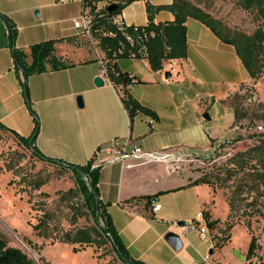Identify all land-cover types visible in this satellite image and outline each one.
<instances>
[{
  "label": "crops",
  "instance_id": "obj_1",
  "mask_svg": "<svg viewBox=\"0 0 264 264\" xmlns=\"http://www.w3.org/2000/svg\"><path fill=\"white\" fill-rule=\"evenodd\" d=\"M95 1L104 6L121 0ZM82 2L0 0V122L5 126L19 133L17 120L31 115L14 70L8 20L17 30L13 47L23 49L30 60L31 44L75 36L73 19L80 15ZM171 2L134 0L122 9L119 18L127 25H146L147 3L157 6ZM173 19L168 9H160L154 16L155 22ZM185 24L186 57L166 60L160 70H153L147 58L116 60L120 71L140 82L116 86L102 76L104 84L97 86L94 78L102 75L105 53L99 48L96 55L90 56L77 47L75 40L56 43L57 51L66 50L60 55L74 65L32 74L27 81L31 107L40 125L35 145L44 155L82 165L92 158L96 148L127 139L135 141L144 152L166 154L94 163L100 166L99 198L108 204L121 240L132 257L147 264H213L210 256L215 253V228L207 227L203 212L209 211L210 220L220 219L209 206L215 192L207 183H193L199 173L180 171L184 160L178 156L188 151L199 158L211 155L234 137L235 115L228 96L250 79L232 45L224 43L198 19L188 17ZM124 90L154 111L156 117L138 114L131 118L122 101ZM79 95L81 107L77 103ZM28 128L24 136L32 131V115ZM104 156L101 153L100 158ZM142 196H150V202ZM153 200L161 204L156 212L151 211ZM178 221L197 223L209 237L202 239L198 229L185 231ZM169 231L180 234V250H174L165 240Z\"/></svg>",
  "mask_w": 264,
  "mask_h": 264
},
{
  "label": "rangeland",
  "instance_id": "obj_2",
  "mask_svg": "<svg viewBox=\"0 0 264 264\" xmlns=\"http://www.w3.org/2000/svg\"><path fill=\"white\" fill-rule=\"evenodd\" d=\"M186 1L219 20L224 32L231 36L236 33L251 35L258 28L264 32V17L255 10L241 8L237 0ZM75 41L77 47L88 55L97 54L99 43L96 36L79 34ZM65 53V49H58V54ZM228 103L233 109L237 108L240 116L234 121V137L223 142L211 155L193 161L184 160L180 171L199 173L212 183L210 186L215 195L209 206L213 215L220 219L212 238L215 253L210 256V261L213 264H246L248 260L240 259L234 251L246 256L250 238L254 235L258 247L251 260L256 264L259 259H264V184L252 185L248 169L235 170L231 174L228 170L235 166L233 155L252 147L264 133V66L258 78H250L238 85L228 96ZM17 122L19 133L28 134L31 115H24ZM37 177L47 181L36 189L31 180ZM76 186L72 171L38 159L15 135L0 128V237L10 246L22 249L32 259V264H125L103 237L80 248L76 244L51 242L33 230L32 225L43 208L57 215L56 232L60 235L68 229L94 226L89 213L76 219L73 217L75 204L84 212L83 198L78 193L60 197L62 192ZM230 199L234 204L232 211ZM226 235L229 239L216 246L218 239L222 240Z\"/></svg>",
  "mask_w": 264,
  "mask_h": 264
},
{
  "label": "trees",
  "instance_id": "obj_3",
  "mask_svg": "<svg viewBox=\"0 0 264 264\" xmlns=\"http://www.w3.org/2000/svg\"><path fill=\"white\" fill-rule=\"evenodd\" d=\"M95 0H83L82 3L88 4ZM134 0H121L116 3V7L112 11L105 9L100 10L94 16L92 27V36L98 38L99 48L105 53V62L103 63L107 78L114 85H129L134 82H140V79L129 75L127 72L120 71L116 65V60L123 57L147 58L150 67L153 70L163 68L166 60L184 58L187 56V30L186 19L192 17L198 19L212 32L220 38L224 43L234 47L236 54L240 58L244 68L247 70L251 79L258 78L264 66V32L258 28L253 34L236 33L234 36L224 32L220 25V21L213 18L210 14L203 11L196 5H192L186 0H172L170 4L152 6L147 3L148 23L146 25H128L124 30L133 32V27L137 26L139 30L145 31L148 38L144 44L146 47V55L143 56L137 46L130 45L124 38L123 30L113 21V18L119 15L122 9ZM240 7L245 10H255L260 16L264 17V0H237ZM98 3V2H97ZM106 5V4H105ZM160 9H168L174 16L169 22H155V13ZM125 24V23H124ZM127 25V24H126ZM9 39L12 45V58L14 61V70L19 78L23 96L28 104L33 119V128L29 135L24 136L16 132L0 122V128L10 131L19 141L29 148L31 153L42 161L53 164L59 168L70 170L75 176L76 188H70L61 193L60 197H66L78 193L83 198L84 212L81 206L75 204L74 219L78 216L91 214L94 220V226L91 228L68 229L61 235L58 234L57 215L53 211L41 209L42 213L38 216L37 222L32 225L36 234L44 239H50L51 242L59 241L68 244H76L80 248L84 245H91L103 237L109 241L115 250L117 256L125 264H147L143 260L136 259L131 256L125 244L121 240L117 229L115 228L112 218L107 210L106 203L99 198L98 182L100 177V166H93L90 159L86 164H74L63 159L53 158L44 155L35 145V139L39 132V119L35 111L31 107L28 92V77L32 74L42 73L45 71L59 70L74 65L72 61L65 59L58 54L56 43L62 40L74 42L75 36L60 39H48L33 43L29 47V57L23 49L13 47L16 27L14 23L8 20ZM120 49V50H119ZM240 98H242L240 96ZM122 101L128 109L131 118L138 114H150L156 117V113L151 109L141 105L131 94L124 90ZM235 120L240 116L237 108H234ZM252 161H255L254 163ZM232 162L234 168L228 170L229 174L235 170L248 169L247 174L250 176V183L264 184V133L260 134L257 143L245 151L236 152L233 155ZM82 174L86 176L85 180ZM47 179L37 177L31 180L33 188H39L45 184ZM193 183H207L212 185L211 181L205 177L197 178ZM252 184V185H253ZM255 186V187H256ZM146 198L147 203L150 202V196H142ZM230 211L234 209L233 201H229ZM203 217L209 229H214L218 223V219L210 220V213L204 210ZM229 239V235L216 242V246H220L221 242ZM258 247L257 238L252 235L248 245L245 258L248 260L246 264H254L251 260L256 255ZM77 251V248H73ZM0 264H32V259L20 248L10 246L7 241L0 237ZM256 264H264V259H259Z\"/></svg>",
  "mask_w": 264,
  "mask_h": 264
},
{
  "label": "built area",
  "instance_id": "obj_4",
  "mask_svg": "<svg viewBox=\"0 0 264 264\" xmlns=\"http://www.w3.org/2000/svg\"><path fill=\"white\" fill-rule=\"evenodd\" d=\"M107 6H100L97 2L91 1L88 4L82 3L80 15L73 19V26L76 29L78 35H86L92 36V27L94 23V16L96 13H99L100 10L105 9ZM113 21L119 26L121 30H123V35L125 40L133 46H137L139 52L145 56L146 55V47L145 40L148 38V34L145 31H141L137 26L133 27V32H128L124 30V28L128 25L124 24V22L119 18V15L113 18ZM120 50V49H119ZM145 58V57H143ZM102 76H106L105 69L103 68ZM107 77V76H106ZM154 118H151V123H153ZM101 153H104L105 156L100 158ZM166 154L155 153V152H144L142 148L133 140L127 139L121 142L114 140L109 145L104 147H98L94 150L92 155V164L93 166L95 162H99L100 164L111 163L115 161L123 162L128 158H159L163 157ZM181 160H198L199 156H197L194 152H183L178 156ZM161 204L156 200L151 201V211L156 212L160 209ZM201 213L199 214V216ZM192 229H198L199 235L202 239H207L209 237L208 231L205 228L199 227L197 223L192 222L190 224L185 225V231H189ZM208 259V256L205 257V260ZM197 264V263H195Z\"/></svg>",
  "mask_w": 264,
  "mask_h": 264
},
{
  "label": "water",
  "instance_id": "obj_5",
  "mask_svg": "<svg viewBox=\"0 0 264 264\" xmlns=\"http://www.w3.org/2000/svg\"><path fill=\"white\" fill-rule=\"evenodd\" d=\"M116 7V3H111L107 6V10L108 11H112L114 8ZM35 15L38 16V11L35 10ZM165 77L168 78L170 77V72H166L165 73ZM94 83L97 85V86H101L104 84V81H103V77L102 75L100 76H96L94 78ZM77 103L78 105L81 107L83 105V102H82V97L79 95L77 96ZM205 117L208 118V115L206 114ZM82 177L86 179V176L84 174H82ZM177 225L179 227H184L185 225H187V222L185 221H178L177 222ZM165 240L169 243V245L174 249V250H180L182 248V245H183V242H182V239H181V236L179 233H176V232H173V231H169L166 233L165 235ZM212 251V250H211ZM234 253L236 254L237 257H239L240 259L242 260H245V256L243 254H241L240 252H237V251H234Z\"/></svg>",
  "mask_w": 264,
  "mask_h": 264
}]
</instances>
